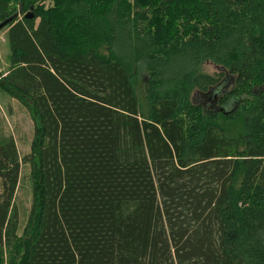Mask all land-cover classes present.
Segmentation results:
<instances>
[{"label":"trees","instance_id":"16d2710c","mask_svg":"<svg viewBox=\"0 0 264 264\" xmlns=\"http://www.w3.org/2000/svg\"><path fill=\"white\" fill-rule=\"evenodd\" d=\"M42 1L0 0L35 121L22 160L0 136V264H264V0Z\"/></svg>","mask_w":264,"mask_h":264},{"label":"rangeland","instance_id":"374dc122","mask_svg":"<svg viewBox=\"0 0 264 264\" xmlns=\"http://www.w3.org/2000/svg\"><path fill=\"white\" fill-rule=\"evenodd\" d=\"M45 1V2H44ZM44 5L48 4L47 0H43ZM16 7V4L11 3ZM26 13H21L18 20L23 19ZM7 30L3 28L0 30V75H5L9 68V50L6 41ZM201 72L207 75H219L218 69L206 63L202 66ZM138 81L137 92L139 100L142 98V84ZM195 94V92L193 93ZM192 94V95H193ZM198 99V98H197ZM208 103H206L207 105ZM34 117L25 107L18 101L11 99L0 91V136L11 137L15 143L19 159L22 160L31 152V144L34 135ZM226 132L229 136L241 138L243 128L241 123L228 124L223 123ZM14 205L18 213V236H21L26 229L29 211L32 205V183L30 179V167L21 161L20 174L18 178V185L14 196Z\"/></svg>","mask_w":264,"mask_h":264},{"label":"water","instance_id":"95a60500","mask_svg":"<svg viewBox=\"0 0 264 264\" xmlns=\"http://www.w3.org/2000/svg\"><path fill=\"white\" fill-rule=\"evenodd\" d=\"M32 9V8H30ZM16 16V15H15ZM14 17H10L9 19L3 21L0 23V30H2L5 26H7L13 19ZM26 19H31L32 18V14H28L25 16ZM197 100L200 101L199 103H203V105L205 106L206 103L210 104V105H215L216 103V93H214L212 90L207 91L206 93H202L201 95H197Z\"/></svg>","mask_w":264,"mask_h":264},{"label":"clouds","instance_id":"9594fccd","mask_svg":"<svg viewBox=\"0 0 264 264\" xmlns=\"http://www.w3.org/2000/svg\"><path fill=\"white\" fill-rule=\"evenodd\" d=\"M231 107V103L229 102L226 106H225V111H228Z\"/></svg>","mask_w":264,"mask_h":264}]
</instances>
